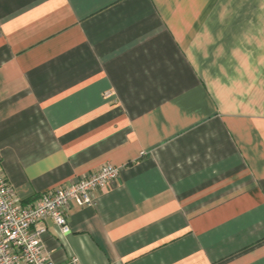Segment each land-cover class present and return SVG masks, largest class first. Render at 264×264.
Returning a JSON list of instances; mask_svg holds the SVG:
<instances>
[{
  "label": "crops",
  "instance_id": "obj_1",
  "mask_svg": "<svg viewBox=\"0 0 264 264\" xmlns=\"http://www.w3.org/2000/svg\"><path fill=\"white\" fill-rule=\"evenodd\" d=\"M201 4L0 0L16 193L120 166L95 204L70 203L69 233L48 222L55 262L264 264V11L204 26Z\"/></svg>",
  "mask_w": 264,
  "mask_h": 264
},
{
  "label": "built area",
  "instance_id": "obj_2",
  "mask_svg": "<svg viewBox=\"0 0 264 264\" xmlns=\"http://www.w3.org/2000/svg\"><path fill=\"white\" fill-rule=\"evenodd\" d=\"M120 174V166L105 163L97 170L62 182L32 199L16 193L0 164V264H60L49 257L45 234L52 220L62 234L70 232V203L93 205L96 192ZM70 263L77 264L72 257Z\"/></svg>",
  "mask_w": 264,
  "mask_h": 264
},
{
  "label": "rangeland",
  "instance_id": "obj_3",
  "mask_svg": "<svg viewBox=\"0 0 264 264\" xmlns=\"http://www.w3.org/2000/svg\"><path fill=\"white\" fill-rule=\"evenodd\" d=\"M202 2L201 5H197V12L202 13L204 17L203 24L209 25L212 24L211 14L215 13H224V12H252V11H264V0H262L263 5H259V0H199ZM245 1H250L246 3ZM255 2V3H253ZM194 8V7H193ZM198 9H200L198 11Z\"/></svg>",
  "mask_w": 264,
  "mask_h": 264
}]
</instances>
